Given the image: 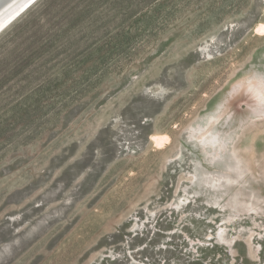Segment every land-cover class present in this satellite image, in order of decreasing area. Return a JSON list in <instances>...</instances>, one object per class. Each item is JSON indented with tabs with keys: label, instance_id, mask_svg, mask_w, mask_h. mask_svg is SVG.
Masks as SVG:
<instances>
[{
	"label": "rangeland",
	"instance_id": "1",
	"mask_svg": "<svg viewBox=\"0 0 264 264\" xmlns=\"http://www.w3.org/2000/svg\"><path fill=\"white\" fill-rule=\"evenodd\" d=\"M260 23L264 0H37L2 30L0 264H264Z\"/></svg>",
	"mask_w": 264,
	"mask_h": 264
},
{
	"label": "water",
	"instance_id": "2",
	"mask_svg": "<svg viewBox=\"0 0 264 264\" xmlns=\"http://www.w3.org/2000/svg\"><path fill=\"white\" fill-rule=\"evenodd\" d=\"M34 0H0V28Z\"/></svg>",
	"mask_w": 264,
	"mask_h": 264
},
{
	"label": "bare ground",
	"instance_id": "3",
	"mask_svg": "<svg viewBox=\"0 0 264 264\" xmlns=\"http://www.w3.org/2000/svg\"><path fill=\"white\" fill-rule=\"evenodd\" d=\"M37 0L32 1L26 8H24L20 13L14 16V18L9 20L5 25H3L0 28V32L4 30L7 26H9L15 19H17L22 13H24L32 4H34ZM256 32L257 33H262L264 32V24L260 23L256 27ZM153 141L155 142L156 146H162L167 140L168 136L166 134H156L152 137Z\"/></svg>",
	"mask_w": 264,
	"mask_h": 264
}]
</instances>
